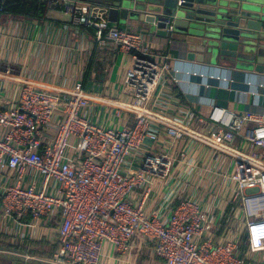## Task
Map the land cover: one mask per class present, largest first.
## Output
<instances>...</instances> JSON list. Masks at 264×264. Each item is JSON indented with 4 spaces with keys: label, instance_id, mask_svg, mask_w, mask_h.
Returning <instances> with one entry per match:
<instances>
[{
    "label": "built area",
    "instance_id": "2783aa9c",
    "mask_svg": "<svg viewBox=\"0 0 264 264\" xmlns=\"http://www.w3.org/2000/svg\"><path fill=\"white\" fill-rule=\"evenodd\" d=\"M55 4L74 26L94 28L100 45L128 55L123 87L131 101L114 113L123 121L120 127L97 126L85 117L90 100L80 84L62 91L0 72L5 214L20 223L29 219L30 229L57 223V250L43 259L47 264H102L107 251L110 259L131 264L139 235L152 244V256L162 260L153 264H264V113L214 106L210 123L205 126L199 119L198 130L190 127L198 119L194 115L189 123L153 116L149 105L178 71L151 58L143 34L109 28L105 7L64 0ZM124 112L133 116L132 125ZM189 140L216 150L217 159L222 153L234 159L232 173L224 175L230 186L222 188L210 175L206 187L175 179L179 160L189 154L179 146ZM236 140L242 141V151L227 148ZM157 146L164 149L160 155L154 152ZM160 185L169 191L159 210H151ZM230 204L237 206L238 223L218 236L207 228V210L224 213Z\"/></svg>",
    "mask_w": 264,
    "mask_h": 264
},
{
    "label": "crops",
    "instance_id": "0c3cea01",
    "mask_svg": "<svg viewBox=\"0 0 264 264\" xmlns=\"http://www.w3.org/2000/svg\"><path fill=\"white\" fill-rule=\"evenodd\" d=\"M13 1H0L3 8L0 14V72L10 71L15 76H25L40 81L49 88L62 91H71L80 84L90 100V106L85 112L86 119L97 126L120 127L123 121L114 113L118 107H127L131 101L129 92L123 87L124 73L129 63L128 55L120 53L112 45L108 47L100 45L95 38L94 28L74 26L70 16L55 4L56 0ZM226 1L264 5V0ZM81 3L98 5L88 1ZM118 29L143 34L145 38L143 45L148 49L151 58L159 63H167L172 70L178 71L167 77L161 96L149 105V113L153 116L165 121L189 123L191 115H194L198 119H193L190 127L192 130H198L202 127L199 119L205 122V126L210 123L209 116L214 106L235 113H264V75L237 70L213 62L208 57L202 63L189 61L186 53L180 50L179 43L150 37L142 27L133 23L120 24ZM220 76L228 77L231 81L225 83L217 78ZM123 115L129 118V124L132 125L133 116L125 112ZM163 127L162 125L161 128ZM242 145L241 140H236L227 148L239 152L242 151ZM161 147L166 148L170 145ZM163 148L157 146L154 152L160 155L164 152ZM179 149L189 154L186 161L179 160L174 171L176 180L183 178L190 184L197 182L201 184L200 187H206L207 175H210V179L222 185V188L231 185L224 175L227 176L233 171L232 157L222 153V157L217 159L216 150L193 140L181 143ZM137 166L138 163H135V167ZM168 191L169 188L166 186L157 187V193L150 202L151 210H159ZM223 195L227 194L223 192ZM202 204L204 209L205 207L208 209L206 202ZM173 208L175 207H170L163 214L169 215ZM207 211L209 221L207 228L210 231L217 230L218 236L233 229L238 223L237 206L231 209L228 217L229 205L225 207L224 213ZM226 217L228 220L226 219L224 225ZM26 221L20 223L5 213L0 214V235L10 237L13 244L22 245L26 241L45 243L41 249L30 246L37 252L49 253L52 247L57 248L53 243L56 237V222L49 228L42 225L40 229H30L29 219ZM6 251H10L16 258L9 264H18L19 260L22 264H47L43 259H49L41 254L33 256L28 253ZM108 254L107 251L102 264H130L126 259L122 262L110 259ZM24 255L37 259L18 260ZM130 262L153 264L162 260L153 257L152 244L146 238L138 236ZM3 263L0 260V264Z\"/></svg>",
    "mask_w": 264,
    "mask_h": 264
},
{
    "label": "water",
    "instance_id": "95a60500",
    "mask_svg": "<svg viewBox=\"0 0 264 264\" xmlns=\"http://www.w3.org/2000/svg\"><path fill=\"white\" fill-rule=\"evenodd\" d=\"M108 10V27L133 23L150 37L179 43L189 61L264 75V5L226 0H64Z\"/></svg>",
    "mask_w": 264,
    "mask_h": 264
},
{
    "label": "trees",
    "instance_id": "16d2710c",
    "mask_svg": "<svg viewBox=\"0 0 264 264\" xmlns=\"http://www.w3.org/2000/svg\"><path fill=\"white\" fill-rule=\"evenodd\" d=\"M13 2H19V0H14ZM234 205H230L229 206V211L227 212V217L228 214L230 213L231 209H234ZM4 208L2 206V202L0 200V214H4ZM227 217L224 220V225L227 222ZM227 219V220H226ZM28 220V219H26ZM26 220H23L24 222H27ZM224 228V226H222ZM140 237H143L142 235H139ZM45 243H39V242H34V241H26L24 242V244L20 245L19 243H11V238L8 236H4V235H0V249L3 250H11V251H17L20 253H28L31 255H38L41 254L42 256L46 257V258H52L54 253L56 252L57 248L56 247H52V250L49 253H45L44 251L42 252H37L34 251L33 249L30 248V246H34L35 248H39L41 249L44 246Z\"/></svg>",
    "mask_w": 264,
    "mask_h": 264
},
{
    "label": "rangeland",
    "instance_id": "374dc122",
    "mask_svg": "<svg viewBox=\"0 0 264 264\" xmlns=\"http://www.w3.org/2000/svg\"><path fill=\"white\" fill-rule=\"evenodd\" d=\"M99 5V4H98ZM16 258H15V256L14 255H12L11 253H10V251H6V250H0V260L2 261V262H4L3 264H9V263H11L13 260H15ZM19 259H24V257H22V258H18V260ZM17 261V260H16ZM18 264H22V261L21 260H19L18 261Z\"/></svg>",
    "mask_w": 264,
    "mask_h": 264
}]
</instances>
